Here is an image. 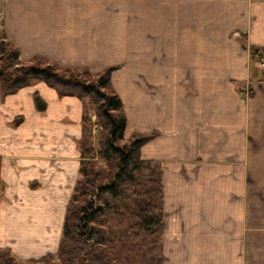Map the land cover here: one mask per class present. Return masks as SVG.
<instances>
[{
    "label": "crops",
    "instance_id": "1",
    "mask_svg": "<svg viewBox=\"0 0 264 264\" xmlns=\"http://www.w3.org/2000/svg\"><path fill=\"white\" fill-rule=\"evenodd\" d=\"M0 10L21 60L115 67L124 138L155 133L140 153L163 169L162 264H264V69L250 54L264 47V0H0ZM83 110L43 80L0 94V247L18 261L57 250Z\"/></svg>",
    "mask_w": 264,
    "mask_h": 264
},
{
    "label": "trees",
    "instance_id": "2",
    "mask_svg": "<svg viewBox=\"0 0 264 264\" xmlns=\"http://www.w3.org/2000/svg\"><path fill=\"white\" fill-rule=\"evenodd\" d=\"M1 36V95L41 78L61 94L88 98L90 106H85L95 114L91 121L84 107L78 141L79 177L65 207L57 250L37 259L45 264H134L130 253L144 245L149 254L144 264H162L159 241L164 227L163 169L160 162L142 158L140 153L141 145L155 133L124 138L122 103L110 84L114 67L106 68L94 81H84L88 69L60 66L40 56L23 61L18 49ZM250 54L253 58L264 56V47L252 46ZM33 98L36 108L43 110L45 103L38 93ZM93 124L98 128L97 148L92 143ZM98 158L104 161V167L97 165ZM116 218L126 226L115 230L111 221ZM116 234L121 236V249L129 254L114 250V241L119 240ZM53 258L56 262L50 261ZM0 264H18L10 248L0 247Z\"/></svg>",
    "mask_w": 264,
    "mask_h": 264
},
{
    "label": "rangeland",
    "instance_id": "3",
    "mask_svg": "<svg viewBox=\"0 0 264 264\" xmlns=\"http://www.w3.org/2000/svg\"><path fill=\"white\" fill-rule=\"evenodd\" d=\"M0 35H2L1 36V38L4 40V41H6L5 39H4V37H3V34L1 33V31H0ZM6 43H8L7 41H6ZM259 57V62L261 61V58H263L264 59V56H262L261 54L258 56ZM257 57V58H258ZM23 61H26V60H23ZM61 66V65H60ZM259 67H260V64L258 65ZM109 67H112V66H109ZM79 68V67H78ZM83 68H86V69H88V71H89V73H86V74H83L84 76V78L86 79V80H84V81H88V80H96V78L101 74V72H103L106 68H108V67H105V68H103L102 70H100V71H92V70H90L88 67H83ZM115 68V67H114ZM77 72V71H76ZM111 72H112V70H111ZM111 72H110V75H111ZM37 80H42L41 78H36ZM88 79V80H87ZM35 81V79H33V81L32 82H34ZM110 84H111V80H110ZM246 95H248L249 96V93H248V90L246 91ZM83 101V108L85 107V109L89 112V114H90V118H91V121H94L95 120V114H94V111L93 110H91V109H89L88 110V106H90L89 104H90V102H89V100H88V98H85V99H83L82 100ZM85 103L88 105V106H85ZM97 125H95V124H93L92 125V127H91V135H92V143H93V146L95 147V148H97V137H98V128L96 127ZM97 165H99L100 167H104V161L101 159V158H98L97 159ZM162 206H163V202H162ZM120 219L121 218H116V219H114L113 221H111V224H112V227L115 229V230H118V229H121L123 226H126V224L125 225H123V221L122 222H119L120 221ZM117 235V234H116ZM117 237V239H119L118 241H114V244H113V247H114V250H116V251H123L124 252V254H129L130 252H128L127 251V253H126V251H124L123 249H121V247H120V244H121V240H120V237L121 236H119V235H117L116 236ZM124 241V240H123ZM161 241H162V237L160 238V241H159V250H160V253L162 254V246H161ZM128 244L129 245H131V243L130 242H128ZM127 245V244H126ZM147 249H146V246H142V245H138V246H136L135 247V250L134 251H132L131 253H130V259H131V261L134 263V264H144L146 261H148L147 259H149V254H148V252L146 251ZM52 254H55V252L54 253H52ZM163 255V254H162ZM51 262L53 261H55L56 262V259H54L53 258V260L51 259L50 260ZM18 264H45L43 261H40L39 259H36V260H30V261H23V262H21V261H18Z\"/></svg>",
    "mask_w": 264,
    "mask_h": 264
},
{
    "label": "built area",
    "instance_id": "4",
    "mask_svg": "<svg viewBox=\"0 0 264 264\" xmlns=\"http://www.w3.org/2000/svg\"><path fill=\"white\" fill-rule=\"evenodd\" d=\"M2 16V13H1V10H0V17ZM260 64V68H263L264 69V59L261 58V61L259 62Z\"/></svg>",
    "mask_w": 264,
    "mask_h": 264
}]
</instances>
